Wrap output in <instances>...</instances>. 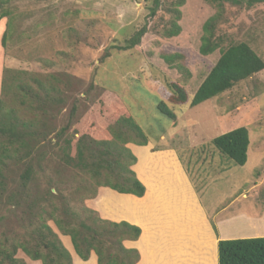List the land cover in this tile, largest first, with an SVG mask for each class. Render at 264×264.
<instances>
[{"label":"rangeland","instance_id":"obj_1","mask_svg":"<svg viewBox=\"0 0 264 264\" xmlns=\"http://www.w3.org/2000/svg\"><path fill=\"white\" fill-rule=\"evenodd\" d=\"M151 1L11 0L16 9V25L7 39L6 51L1 46L6 19L0 22V87L3 67L75 75L81 81L71 83L72 91L64 85L61 87L77 99L75 121L68 132L75 128L78 134L103 138L108 134L109 123L119 115L133 117L148 137L147 144L141 146L145 148L127 144L137 154L135 169L139 178L144 169L154 176L158 199H161L159 190L166 191L161 186L169 188L177 181L179 187L183 181L191 193L181 186L184 196L168 200L167 207L173 215L181 217L183 205L182 213L194 216L191 223L183 222L187 226L184 231H177L178 224L174 225L163 211V199L153 202L157 199L146 197L145 190L141 200L132 202L137 214L134 218L154 234L138 237L144 263L139 259L137 264H163L159 260L179 255L180 246L185 250L188 241L195 244L191 253L197 252L198 264H217L218 240L231 239L220 233L229 227V217L237 212L258 217L264 212V68L231 89L190 107L195 90L219 56L217 50L210 55L199 53L202 24L219 12L217 33L225 36V45L245 41L264 60V2L249 5L239 0H184L178 7L174 0H161L155 16H150ZM177 7L181 11L180 32L165 37L162 32L173 17L171 8ZM144 24L147 31L139 44L127 50L111 47L123 45ZM174 52L184 56L183 63L191 73L189 78L161 58L163 53ZM172 81L184 87L186 102L169 99L167 85ZM159 100L174 112L175 119L170 120L157 109ZM69 107L67 102L58 110V126L66 121ZM240 126H245L249 133L247 160L243 165L219 153L210 142ZM51 138L50 134L48 139ZM48 139L33 145L27 155L25 150L16 152L9 146L1 149L0 245L6 240L29 238L34 226L39 224L38 218H47L48 184L57 187L61 182L59 186L66 196L77 188L79 171L68 168L64 160L68 150H61L63 143L48 145ZM167 161L176 164V173L167 172L163 164ZM26 168L30 170L31 180L24 184L20 176ZM160 174L165 175L164 181ZM150 183L145 184L151 189L153 183ZM105 188L99 187L95 196L84 204L102 218L134 222V218L130 219L132 215H123L130 213L124 206L128 194L104 192ZM37 195L43 197L42 210L28 206L29 199ZM73 201V206L81 211L80 202ZM148 203H151L149 209ZM55 204L59 207L55 213L61 212V203ZM139 204L142 205L137 210ZM37 212L40 215L36 214L35 218L33 214ZM46 222L56 230L52 220ZM251 222L233 219L232 228L225 233L254 234L258 232L253 233L256 227L264 232V218L260 223ZM254 224L257 225L251 228ZM60 238L73 260L79 262L69 237L60 235ZM5 246L8 244L0 248ZM17 256L28 264H40L20 250Z\"/></svg>","mask_w":264,"mask_h":264},{"label":"trees","instance_id":"obj_2","mask_svg":"<svg viewBox=\"0 0 264 264\" xmlns=\"http://www.w3.org/2000/svg\"><path fill=\"white\" fill-rule=\"evenodd\" d=\"M246 4L264 2V0H239ZM180 7L184 0H174ZM149 15L155 16L161 0H152ZM171 8L173 14L170 22L164 26L163 35L173 37L179 34L181 11ZM15 5L11 0H0V20L6 19L1 35V46L6 42L16 25ZM220 20L219 12L208 17L202 24L199 53L210 55L216 50L219 56L207 75L195 90L189 106L194 107L222 92L231 89L236 83L245 80L264 68V60L245 41L225 45V36L217 33ZM146 25L136 29L123 45L112 48L127 50L139 44L146 33ZM6 51V50H5ZM161 58L170 67L175 68L183 77L191 73L183 63L181 53H163ZM81 79L64 72L36 73L28 70L3 67L0 87V153L1 149L10 147L13 151L25 150L29 154L33 145L48 139L49 145H61L67 167L79 171L77 188L66 196L59 184L47 185L46 203L50 206L47 218L39 217L37 226L29 238H17L0 248V264H28L17 256L22 251L33 261L40 264H73V257L63 245L60 235L68 236L74 253L82 261H87L92 253L96 255V264H137L140 253L135 247H127L125 241H136L141 228L128 221H114L102 218L91 207L84 204L95 196L97 189L107 187L117 193L141 197L145 193L144 184L137 178L132 166L137 157L127 144L145 145L148 137L142 127L128 115H119L108 125L106 137L99 138L87 133H80L75 128L68 132L75 121L77 111L76 96L61 90L63 85L72 91L71 83ZM92 84H89V87ZM169 99L175 103H184L188 96L184 87L176 81L168 83ZM67 102L70 103L66 121L57 125V114ZM157 109L173 120L176 115L163 100H159ZM78 134L75 138V135ZM7 141V144H4ZM213 147L237 165L247 160L249 133L245 126L236 127L214 137ZM0 159V191L3 183ZM22 182H29L30 170L26 168L21 174ZM56 184V183H55ZM52 188L55 191H52ZM125 196V197H126ZM126 197V199H127ZM41 196L31 197L28 206L42 210ZM81 204V211L73 206V200ZM125 199V201H126ZM27 201V200H26ZM56 201L61 203L60 211ZM125 206V202H124ZM126 208V207H125ZM36 214L33 216L36 218ZM53 221L54 227L46 221ZM132 219V218H131ZM133 222V221H132ZM214 232L216 226L211 223ZM226 234V233H225ZM1 244L0 246L4 245ZM217 264H264V236L250 238L221 239L217 242Z\"/></svg>","mask_w":264,"mask_h":264},{"label":"bare ground","instance_id":"obj_3","mask_svg":"<svg viewBox=\"0 0 264 264\" xmlns=\"http://www.w3.org/2000/svg\"><path fill=\"white\" fill-rule=\"evenodd\" d=\"M163 164L167 168V172L169 171L170 173H176V168H175L176 164L174 162L167 161V162H164ZM141 176H142L141 180L143 181L144 184L147 181L151 182L150 184L153 183L151 189L148 188V186L145 184L147 187V191L149 192L148 195H151L152 198L157 199V200H154L153 202H159V201H161V199H163V208H164L163 211H164V213L165 214L167 213V217L169 216L170 217L169 219H172L174 225L178 224V225H175L177 231H180V232L184 231L187 228V226L183 222L191 223V220L193 219V218L191 219V217H194V216L190 215L188 212L185 214L182 213L183 205H181V209H180L181 217L173 215V213L171 211H169V209L167 207L168 200H170V199L173 200V198H180V191H179L177 181L174 182V186L172 185V187L170 186L169 188L167 186H165V187L161 186V189L166 190V191H160L159 190V196L161 199H158V196H157L158 194L155 195V192L157 193L158 190L156 188H154V184L156 185V180H155L154 176H149V172L146 171L145 169L142 171ZM159 177L163 178V177H165V175L160 174ZM173 177L175 179H177L175 176H173ZM163 181H164V178H163ZM182 195H183V193H182ZM187 196H189V194ZM141 205L142 204H139L137 206V210H138L139 206H141ZM150 205H151V203L147 204V209H149ZM188 208L189 207H187V209ZM146 228L147 227H145V228L143 227L142 239H143V237H146L147 235L154 234V232H152L151 229H146ZM170 236H171V234H170ZM150 238H152V237H150ZM143 244L144 243L142 242V245ZM194 246H195L194 243H191V242L189 243V241H188L186 243L185 250L180 246V248L178 250L179 255H171V257H165L164 256L161 260H159V263H161V261L163 260V264H167V263L168 264H198L199 260H197V259H199V258L196 257L197 252L195 251V252L191 253V248ZM145 260H146V257H145Z\"/></svg>","mask_w":264,"mask_h":264},{"label":"crops","instance_id":"obj_4","mask_svg":"<svg viewBox=\"0 0 264 264\" xmlns=\"http://www.w3.org/2000/svg\"><path fill=\"white\" fill-rule=\"evenodd\" d=\"M5 19V18H4ZM4 19H1L0 20V22L2 21V20H4ZM129 145H132L131 143H129ZM135 146H137L138 148H145V147H141L140 145H135ZM136 151H137V149H136ZM150 151V150H149ZM151 152V151H150ZM134 154L136 155V157H137V154H136V152H134ZM138 158V157H137ZM136 165H137V163H136ZM136 165L134 164L133 166H132V169L135 171V173H136V176H137V178L143 183V181L139 178V176H138V173L136 172V169H135V167H136ZM144 184V183H143ZM188 185V184H187ZM144 186H145V190H146V192H147V195H146V197L148 196V194H149V192L147 191V187H146V185L144 184ZM181 186H183L184 188H186V190H188V191H190L189 190V188H187V186H184V184H183V181H182V185H179V191H180V197H181V195H182V192H183V189H182V187ZM104 188V187H103ZM106 190L104 191V192H106V191H113V190H111V189H109V188H105ZM188 191H186V193H187V195L189 194V192ZM145 192V193H146ZM144 193V194H145ZM190 193H191V191H190ZM119 194H122V193H119ZM155 194H157L156 192H155ZM125 195V194H124ZM141 197H136V196H134V195H131V194H129V196L127 197V199H126V201H125V207H126V209L128 210V211H130V213H125V212H123V215H126V216H129V215H132L131 217H130V219L131 218H134V216L135 215H137L136 213H135V209H136V207L135 206H133V204H132V202L133 201H139V200H141L140 199ZM196 199H194V198H192V201H195ZM119 213H122V212H119ZM240 214V215H239ZM263 215H259L258 217H254L255 216V214H244V213H239V212H237L236 214H234L233 216H231V217H229L231 220H233V219H239V220H245V221H250V223H252L251 221H256L257 223H260V222H262V219L264 218V212L262 213ZM112 220H115V219H112ZM118 220H120V219H118ZM117 220V221H118ZM124 220H126V221H128V222H130L129 220H127V219H124ZM137 220V221H136ZM231 220H230V222L228 223V228H223V229H221L220 230V233L223 235V236H227L228 238H250V237H262V236H264V232H261V231H259L258 229H257V227H256V229H254V231H253V233L255 232V231H258V232H255L254 234H247V235H242V234H238L239 236H237V235H231L230 236V234H225V232H228L229 230H230V228H232V227H230V226H232V224H231ZM116 221V220H115ZM135 222V223H134ZM134 222H130V223H132V224H135V225H137L138 224V226H140L141 227V224L140 223H137L138 222V219H136V218H134ZM255 225H257V224H254L253 226H250L251 228L252 227H254ZM222 228V227H221ZM259 229H260V225H259ZM141 231L143 232V227H141ZM243 231H244V229H243ZM142 232H141V236L140 237H142ZM140 239V238H139ZM223 239V238H222ZM126 243H129L130 245H127V244H125V245H127L128 247H135V248H137L138 250H139V252H140V259H142L141 260V262L143 261V253H142V250H141V247H140V245H139V240H136V241H125ZM132 244H134V245H132ZM137 246H136V245ZM78 260H73V264H76V262H77ZM88 261H92L94 264H96V255L94 254V253H92V255H91V257L87 260V261H82V260H80L79 259V262H77L78 264H85L86 262H88ZM141 262H140V264H141ZM143 263H144V261H143Z\"/></svg>","mask_w":264,"mask_h":264}]
</instances>
